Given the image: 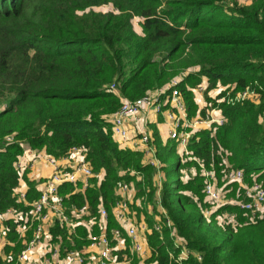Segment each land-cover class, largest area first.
Segmentation results:
<instances>
[{"label":"trees","instance_id":"1","mask_svg":"<svg viewBox=\"0 0 264 264\" xmlns=\"http://www.w3.org/2000/svg\"><path fill=\"white\" fill-rule=\"evenodd\" d=\"M105 5L110 8L101 9ZM133 16L141 18V32L133 27ZM175 77L189 116L198 108L193 87L201 77L207 78L204 95L213 104L209 91L218 84L234 83L236 90L255 79L264 83V0L231 6L220 0H0V211L28 208L25 203L39 195L36 182L25 174V199L17 200L14 194L21 139L56 157L72 145L83 146L92 170H102V177H90L83 189L75 190L71 182L60 185L67 211L87 203L88 218L102 203L108 227L118 225L111 211L115 189L130 180L138 193L148 185L153 202L158 187L154 166L144 161L140 149L113 138L109 116L122 97L135 99L163 87L168 92ZM219 107L226 120L215 129L196 130L187 144L199 161L182 158L176 153L177 141L163 143L153 128L151 141L162 170L168 157L177 155L174 184L163 176L160 203L176 234L201 256L190 253L181 264H264V215L249 220L237 205L223 204L204 216L210 204L199 165L214 170L219 182L225 169L242 168L245 180L254 177L264 186V91L258 100L221 102ZM13 131L14 138L7 140ZM228 186L239 187L237 182ZM132 207L142 213L141 206ZM143 211L146 218L139 221L144 219L151 228L145 260L179 264L180 248L164 217L161 230H156L151 213ZM225 211L236 213L235 224L219 220ZM76 229L78 236L57 221L51 227L54 235L62 234L66 247L86 241L85 226ZM6 260L0 256V264ZM127 264H139V257L133 255Z\"/></svg>","mask_w":264,"mask_h":264},{"label":"built area","instance_id":"2","mask_svg":"<svg viewBox=\"0 0 264 264\" xmlns=\"http://www.w3.org/2000/svg\"><path fill=\"white\" fill-rule=\"evenodd\" d=\"M238 1L243 4L251 0ZM178 82L179 78H172L167 85L168 92L166 87H163L149 90L135 99L122 97L120 106L109 116L113 138L123 144L132 142L138 146L141 143L140 150L143 152L144 161L155 167H160V162L155 145L151 141V131L142 118V114L148 108L163 114L167 124V138L177 141V146L179 145L182 150L179 155L182 158L199 161L198 157L191 155L187 144L196 130L211 127L215 129L226 120L219 104L221 102L235 104L245 99L258 100L261 91H264V83L258 79L236 90L234 83L218 84L213 88L214 93L210 94L216 101V104H213L212 101L206 100L203 95L206 86L200 83L193 87L194 93L200 96L197 101L198 108L193 116H189ZM110 87L116 90L115 82H112ZM202 110L204 112H201ZM7 138L10 140L12 136L7 135ZM26 153L30 156L26 158L24 165L20 161V156L15 162L20 176L19 183L14 188V194L17 200L25 199L27 191L23 176L25 173L29 180L38 181L36 186L40 191L38 197L25 203L29 205L28 208L8 206L0 211V256L7 259L5 264H127L133 254L139 257V264H158L155 259L145 260L151 250L146 234L151 231V228L146 222H137L132 215L130 203L136 191L133 181H122L115 189L117 200L112 205L111 211L118 225L108 227V210L102 203L98 204L96 215L86 218L85 215L89 213L87 203L67 211L63 195L59 192L60 185L65 182L73 183L77 190L86 187L90 177L94 175L102 177V170L98 173L92 170L86 159L85 147L72 145L66 154L56 157L45 150L30 148L27 145L24 154ZM37 161L50 166V171L44 175L32 172L31 169ZM199 165L205 177L203 191L210 204L203 209L204 216L208 218L223 204L237 205L250 216L251 220L264 215V186L261 181L253 177L247 184L242 168L229 167L225 169L219 182L214 170L204 167L201 162ZM155 182L158 185V182ZM231 182H237L239 186L235 196L227 195V192L232 189L231 186L227 187V184ZM156 196L159 202V188L156 189ZM159 205L161 217L153 224V227L161 230L164 217L165 224L170 227L174 244L180 248L176 258L179 264L181 259L186 258L190 253L200 259V254L189 249L184 239L176 234L160 202ZM222 216L228 222L235 224L234 214L225 211ZM56 221L66 229L67 233L72 232L77 236L80 235L77 232V226H85L86 241L79 247L62 246V234L54 235L51 231ZM10 222H14V228L18 231L22 242V248L16 253L8 248L14 245V240L8 236L11 230ZM80 238L82 239L83 236ZM127 251L132 254L130 258L125 255ZM170 256H172L171 253Z\"/></svg>","mask_w":264,"mask_h":264},{"label":"rangeland","instance_id":"3","mask_svg":"<svg viewBox=\"0 0 264 264\" xmlns=\"http://www.w3.org/2000/svg\"><path fill=\"white\" fill-rule=\"evenodd\" d=\"M220 1H222V4L223 5H225V6H231L234 2H236V3H239V4H241V2L240 1H238V0H220ZM162 2H163V0H162ZM159 7H163V3L159 6ZM104 8H110V5H105V6H103L101 9H104ZM105 10V9H104ZM141 18L139 17V16H133L132 17V23H133V27L135 28V30L137 31V32H141ZM178 77H180V75L178 76ZM201 81V82H200ZM199 82H198V84H204L205 86H207V78L206 77H201V80H200ZM197 84V85H198ZM213 91H214V89H211L209 92L212 94L213 93ZM203 95H204V93H203ZM205 96V95H204ZM4 107V105H3V103L2 102H0V109H2ZM149 109H151V108H148L143 114H142V118H144V122L147 124V126L149 127V129H150V131H151V135H152V128H154L155 127V123H152V122H149L150 120H149V118H148V116H147V111L149 110ZM263 118V120H264V114H263V116H262ZM261 119V120H262ZM159 120V119H158ZM161 123V122H160ZM36 125V123L34 122L33 123V125L32 126H30L28 129H31L33 126H35ZM163 125V124H162ZM164 125H165V130H164V128H163V133H166V138H167V124H166V122L164 123ZM15 131H13L11 134H9L10 136H12L13 135V138H14V136H15ZM6 139L7 140H9L8 138H7V135H6ZM18 142L20 143V145H22V148H23V151L20 153V155H18V157L20 156V161L22 162V164L24 165V163H25V161H26V158L27 157H29L30 155L29 154H24V151H25V149H26V147H27V145L25 144V142H23V139H21V140H18ZM134 149V148H133ZM137 149V148H136ZM176 151H178V153H181V147L178 145L177 146V148H176ZM176 161H177V155L176 154H171L169 157H168V159L166 160V166L165 167H163V170H162V168L161 167H155L154 166V176H155V181H157L158 182V187L157 188H159V192H160V186H161V181L163 180V171H164V177H165V179L168 181V183L172 186L173 184H174V180H175V178H176V171L174 170V167H175V163H176ZM231 165V164H230ZM26 170H28V168L26 169ZM25 174H27V173H25ZM140 175V174H139ZM139 177V176H138ZM140 178V177H139ZM263 179V178H262ZM34 182H38L37 180H33ZM246 181V183L247 184H249L250 182H248L247 180H245ZM263 181H264V179H263ZM22 182V181H21ZM136 186V185H135ZM145 192H143V193H138V189H137V186H136V191L134 192V196H133V201L135 202H133V204L132 205H134V204H136V205H138V206H141V210H142V213H140V214H138L137 212H136V210H135V208L134 207H132V205H130V209L132 210V211H134L133 213H135V218L137 219V222H139V218L140 217H143V218H146L145 217V213H144V211H143V209H145L146 208V210H147V212H148V214L149 213H151V217H152V223L154 224L155 222H157L158 220H159V218L161 217L160 216V205H159V202H158V199H157V196H156V192L154 193V196H153V199H154V201L152 202L150 199H149V196H148V192H149V188H148V185H146L145 186ZM236 191H237V186H235V188H232V190H231V192H230V194H232L233 196H235L236 195ZM159 197H160V194H159ZM136 201H135V200ZM209 203V202H208ZM131 204V203H130ZM153 206H156V210L155 211H152L153 210ZM143 207H145V208H143ZM228 212H230L231 214H234L235 216H236V213L233 211V212H231V211H228ZM250 215V214H249ZM248 219L249 220H251V218H250V216H248ZM220 221H226L227 222V219L225 218H223V216H222V218L221 219H219ZM11 223V226H10V232H9V237H11V239H13L14 240V245H10V246H8V248L9 249H11L12 251L11 252H13V253H16V252H18L21 248H22V242H21V238H19V234H18V231H16L15 230V228H14V225H13V223L12 222H10ZM147 223V222H146ZM148 224V223H147ZM29 234L31 235V230H29ZM21 245V247H20V249L18 250V251H15V247L17 246V245ZM125 255H126V257L128 258L129 256H131L132 254L129 252V251H127L126 253H125ZM133 255H135V254H133ZM130 258V257H129Z\"/></svg>","mask_w":264,"mask_h":264},{"label":"crops","instance_id":"4","mask_svg":"<svg viewBox=\"0 0 264 264\" xmlns=\"http://www.w3.org/2000/svg\"><path fill=\"white\" fill-rule=\"evenodd\" d=\"M214 93V91H213ZM195 94V93H194ZM195 98H196V101H198L200 99V96L198 94H195ZM147 116L149 118V122H152V123H155V129L158 131V134L160 136V139L162 140L163 143L167 142H171L172 140H169L168 138H166V133H163V128L165 130V121H164V117H163V114L162 113H156L153 109H149L147 111ZM263 117H260V119H262ZM159 119V120H158ZM161 122V123H160ZM163 124V125H162ZM153 128H152V133H153ZM120 145L122 146H127V147H130V148H134V149H141V146L142 144L140 143L138 146L132 142H128V143H119ZM177 154L178 151H176ZM33 169H31L32 172H35L37 174H41V175H44L46 173H48L51 169L50 166H48L46 163H43L42 161H37L36 163H34V166L32 167ZM30 170V169H29ZM164 176V174H163ZM154 178V181H155V176H153ZM140 222H145L144 219H141Z\"/></svg>","mask_w":264,"mask_h":264}]
</instances>
